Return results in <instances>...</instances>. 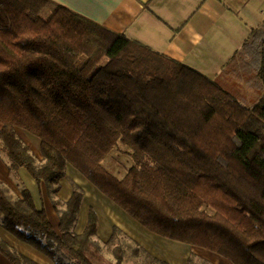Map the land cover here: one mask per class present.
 <instances>
[{
	"label": "trees",
	"instance_id": "trees-1",
	"mask_svg": "<svg viewBox=\"0 0 264 264\" xmlns=\"http://www.w3.org/2000/svg\"><path fill=\"white\" fill-rule=\"evenodd\" d=\"M47 4L0 0V154L47 188L58 225L26 189L11 199L0 184V227L52 264H91L96 214L75 234L82 190L70 182L69 199L55 198L68 165L147 232L264 264V16L220 68L259 94L243 106L195 69ZM16 128L38 139L39 163ZM117 143L132 162L121 179L102 165ZM0 255L38 264L2 239Z\"/></svg>",
	"mask_w": 264,
	"mask_h": 264
},
{
	"label": "crops",
	"instance_id": "crops-1",
	"mask_svg": "<svg viewBox=\"0 0 264 264\" xmlns=\"http://www.w3.org/2000/svg\"><path fill=\"white\" fill-rule=\"evenodd\" d=\"M47 2L49 12L56 5L64 7L112 32L123 33L128 38L195 69L219 85L221 80L216 76L230 79V83L242 84L231 76H221L220 68L240 48L251 30L260 26L264 16V0H47ZM245 87L256 93L246 85ZM256 94L257 101L259 94ZM19 133L20 136L29 139L30 150L35 154V158L40 160L38 139ZM19 170L17 175L25 184L23 189L30 193L37 208L41 206L44 208L48 219L52 218L51 225L56 230L58 216L56 217L53 210L47 188L44 185L37 187L26 171V174H23ZM0 181L8 182L1 171ZM70 182L76 184L83 192L78 216L83 206L87 208V215L90 209L96 214V235L99 240L107 241L115 227L132 241L141 243L145 249L169 263L172 260L169 255H164V248H173L175 252H183L184 249V253L193 251L200 261L209 264H231L204 249L165 240L147 232L68 165L65 177L59 181V190L55 196L60 203H65L70 197ZM16 192L19 197L20 191ZM87 215L78 227L77 222L75 223V228L73 227L75 234L83 232ZM101 226L105 229L100 232ZM1 231L4 230L0 227V239L23 256L38 263L37 251L4 231L11 237L8 238ZM165 252L169 254L167 250ZM186 258L188 257L183 259L186 261ZM0 264H8L1 255Z\"/></svg>",
	"mask_w": 264,
	"mask_h": 264
},
{
	"label": "rangeland",
	"instance_id": "rangeland-1",
	"mask_svg": "<svg viewBox=\"0 0 264 264\" xmlns=\"http://www.w3.org/2000/svg\"><path fill=\"white\" fill-rule=\"evenodd\" d=\"M43 15H46V13H43ZM218 77L220 81V85L227 91H229L237 100L244 104L245 106H249L253 104L256 101L257 94L253 93L252 91L248 90L245 85L242 84H235V83H230V79L226 78H220ZM22 132L23 134H27L29 137L33 139H37L35 136L29 134L25 130L16 128V134L17 137L26 145L28 146L29 150L31 149L29 144L30 141L29 139L24 138L23 136H20V133ZM28 138V137H27ZM31 154L34 156L35 154L30 150ZM130 150L122 145L121 143H117L115 148L110 152V154L103 160L102 165L103 167L109 171L112 175H114L116 178L121 179L125 173L128 167L132 165L131 159L129 158ZM35 157V156H34ZM37 163H39V159H37ZM9 162L6 159L5 155L2 153L0 154V171L4 175V179L7 178L8 182L0 181V184L7 190L8 196L12 199L15 197H18V192L23 189L24 182L22 178H20L18 174V170H9ZM23 174H26L23 169H20ZM19 170V171H20ZM27 178V177H26ZM17 189L16 191L14 188ZM57 217V213H55ZM87 215V208L84 206L82 207V210L80 211V215L78 216V221H77V227L83 220L86 218ZM104 218V217H103ZM105 219V218H104ZM106 220V219H105ZM49 221L52 224V218L49 217ZM0 222H1V216H0ZM103 224V222H102ZM75 228V227H74ZM105 229V227L101 226L100 227V232L102 229ZM73 229L72 231H74ZM3 234H6L4 231ZM120 234H116V238L114 240V244L117 243L118 245L124 252L123 255V264H158V262L153 261L151 258H155L158 261L165 262L167 264H187L188 258L191 259L192 264H209L207 262H203L199 260V257L196 256V254L193 251H187L184 253L182 251H174L175 249H165L164 248V255L167 254L169 255L168 257L172 260L171 263H169L166 259H163L161 257L156 256L154 253H151L149 250L145 249L144 246H142L141 243H136L132 241L130 238H128L125 234H123L121 231H119ZM112 235V231H111ZM8 238H11L9 235H5ZM98 236L94 238V243L92 245V250L91 253L87 256L88 260L91 262V264H114V260L110 254V249L111 245L108 244V241H101L97 238ZM111 237V236H110ZM96 242V243H95ZM96 246V247H95ZM96 248V249H95ZM195 248V247H194ZM134 249H138L137 255H134L132 251ZM200 249V248H196ZM168 251L169 254L165 251ZM178 256H181L187 260L185 261L183 258H180ZM167 257V256H165ZM38 263L39 264H52L46 257L38 255Z\"/></svg>",
	"mask_w": 264,
	"mask_h": 264
}]
</instances>
